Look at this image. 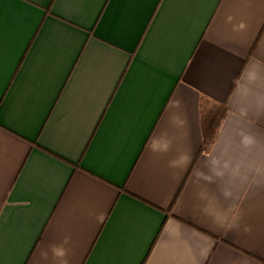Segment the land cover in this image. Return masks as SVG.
<instances>
[{
    "label": "crops",
    "instance_id": "obj_1",
    "mask_svg": "<svg viewBox=\"0 0 264 264\" xmlns=\"http://www.w3.org/2000/svg\"><path fill=\"white\" fill-rule=\"evenodd\" d=\"M0 17V264H264V0Z\"/></svg>",
    "mask_w": 264,
    "mask_h": 264
},
{
    "label": "clouds",
    "instance_id": "obj_2",
    "mask_svg": "<svg viewBox=\"0 0 264 264\" xmlns=\"http://www.w3.org/2000/svg\"><path fill=\"white\" fill-rule=\"evenodd\" d=\"M52 255L56 258H63L66 255V251L62 246L53 245L51 248ZM63 264H67V261L64 260Z\"/></svg>",
    "mask_w": 264,
    "mask_h": 264
},
{
    "label": "trees",
    "instance_id": "obj_3",
    "mask_svg": "<svg viewBox=\"0 0 264 264\" xmlns=\"http://www.w3.org/2000/svg\"><path fill=\"white\" fill-rule=\"evenodd\" d=\"M213 138V135H209L207 136V133H205V137H204V146H206Z\"/></svg>",
    "mask_w": 264,
    "mask_h": 264
},
{
    "label": "snow or ice",
    "instance_id": "obj_4",
    "mask_svg": "<svg viewBox=\"0 0 264 264\" xmlns=\"http://www.w3.org/2000/svg\"><path fill=\"white\" fill-rule=\"evenodd\" d=\"M2 35H3V21H2V17H0V41H2Z\"/></svg>",
    "mask_w": 264,
    "mask_h": 264
}]
</instances>
